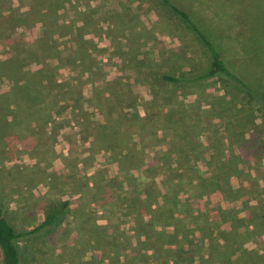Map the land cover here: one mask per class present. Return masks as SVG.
I'll return each instance as SVG.
<instances>
[{"label":"rangeland","instance_id":"374dc122","mask_svg":"<svg viewBox=\"0 0 264 264\" xmlns=\"http://www.w3.org/2000/svg\"><path fill=\"white\" fill-rule=\"evenodd\" d=\"M171 1L224 42L219 0ZM208 54L158 0H0V203L65 214L22 264H264V106L157 80Z\"/></svg>","mask_w":264,"mask_h":264},{"label":"crops","instance_id":"0c3cea01","mask_svg":"<svg viewBox=\"0 0 264 264\" xmlns=\"http://www.w3.org/2000/svg\"><path fill=\"white\" fill-rule=\"evenodd\" d=\"M203 32L214 45L228 74L263 93L264 0H219V34L225 36L224 42L208 30L203 29ZM208 56L209 67L202 73L211 70L210 52ZM222 79L232 83L229 77Z\"/></svg>","mask_w":264,"mask_h":264},{"label":"trees","instance_id":"16d2710c","mask_svg":"<svg viewBox=\"0 0 264 264\" xmlns=\"http://www.w3.org/2000/svg\"><path fill=\"white\" fill-rule=\"evenodd\" d=\"M167 7L175 16L178 17L187 27L197 36L203 46H205L211 54V70L196 76H179L167 73H160L157 80L166 83L168 86H191L196 83H202L208 79L221 77H229L232 84L240 89H244L255 96L264 106V94L253 89L240 80L232 77L226 71L219 54L217 53L211 40L204 34L199 24L187 12L178 8L170 0H159ZM118 133V131H116ZM65 218V214L60 209H52L48 212L42 222L31 230L16 231L7 219L6 211L0 203V253L1 264H22V254L20 251V242L42 235L56 228Z\"/></svg>","mask_w":264,"mask_h":264}]
</instances>
